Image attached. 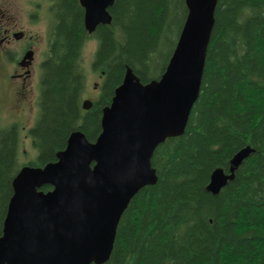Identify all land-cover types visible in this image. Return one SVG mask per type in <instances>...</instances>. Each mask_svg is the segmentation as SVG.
Returning a JSON list of instances; mask_svg holds the SVG:
<instances>
[{
	"label": "trees",
	"instance_id": "obj_1",
	"mask_svg": "<svg viewBox=\"0 0 264 264\" xmlns=\"http://www.w3.org/2000/svg\"><path fill=\"white\" fill-rule=\"evenodd\" d=\"M53 15L41 65L38 115L29 130L36 157L27 165L57 161L74 131L95 142L104 108L131 68L147 84L159 80L187 19L185 0H115L112 22L85 29L79 0H49ZM182 16L175 41L168 36ZM98 42L92 64L103 79L90 111L82 108L87 39ZM17 125L0 126V238L23 167ZM253 152L217 195L208 191L216 169ZM158 182L130 202L105 264H264V0H219L201 92L185 133L154 152ZM51 186L42 188L45 192Z\"/></svg>",
	"mask_w": 264,
	"mask_h": 264
},
{
	"label": "water",
	"instance_id": "obj_2",
	"mask_svg": "<svg viewBox=\"0 0 264 264\" xmlns=\"http://www.w3.org/2000/svg\"><path fill=\"white\" fill-rule=\"evenodd\" d=\"M219 0H185L188 15L173 56L159 80L147 84L128 68L95 142L80 131L69 137L57 161L23 166L0 238V264H105L119 222L132 199L158 182L155 150L182 136L197 102ZM115 0H80L85 29L112 22ZM90 100L82 108L90 111ZM253 150H240L230 169L214 171L208 191L217 195ZM45 186L52 189L45 192Z\"/></svg>",
	"mask_w": 264,
	"mask_h": 264
},
{
	"label": "flooded vegetation",
	"instance_id": "obj_3",
	"mask_svg": "<svg viewBox=\"0 0 264 264\" xmlns=\"http://www.w3.org/2000/svg\"><path fill=\"white\" fill-rule=\"evenodd\" d=\"M37 1L40 3L35 4L33 11L20 19L13 14L7 0H0V92L10 95L17 112L21 111L19 102L34 97V91H38L37 75L47 56L46 53L41 59L43 43L38 26L41 21L47 23L50 17L53 21L50 8L54 2ZM52 21H49L47 36H50Z\"/></svg>",
	"mask_w": 264,
	"mask_h": 264
},
{
	"label": "rangeland",
	"instance_id": "obj_4",
	"mask_svg": "<svg viewBox=\"0 0 264 264\" xmlns=\"http://www.w3.org/2000/svg\"><path fill=\"white\" fill-rule=\"evenodd\" d=\"M10 6L13 8L12 12L20 19L25 17V14L33 11L35 4L40 1L37 0H7ZM49 21L45 23L41 21L39 23L40 27V39L42 41V54L41 59L45 58L48 49V26ZM183 18L182 16L177 17L175 20L176 28L173 29L168 36L170 38V44L167 42L164 50H168L171 46L173 40L175 41L176 36L179 34V30L182 26ZM98 42L94 38L87 39L84 47V56H83V67L87 79V87L84 93L83 100H90L95 102L101 93L103 79L100 74L94 72L92 64L95 58L97 51ZM41 78V70L37 75L38 82ZM40 93V82L39 89L36 92L34 91V97H30L26 100H21L19 102L20 110L17 112L14 105L15 102L12 100L10 95L4 96L3 92H0V126L7 127L11 125H17L20 131V146H19V159L21 165H27L31 160L36 157V150L33 147L31 137L29 135V130L35 124L37 115H38V97Z\"/></svg>",
	"mask_w": 264,
	"mask_h": 264
},
{
	"label": "bare ground",
	"instance_id": "obj_5",
	"mask_svg": "<svg viewBox=\"0 0 264 264\" xmlns=\"http://www.w3.org/2000/svg\"><path fill=\"white\" fill-rule=\"evenodd\" d=\"M188 14V13H187Z\"/></svg>",
	"mask_w": 264,
	"mask_h": 264
}]
</instances>
